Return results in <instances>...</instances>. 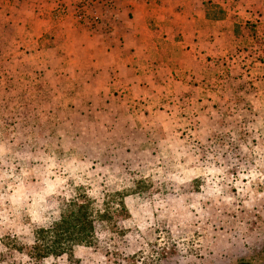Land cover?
Instances as JSON below:
<instances>
[{
	"label": "rangeland",
	"instance_id": "374dc122",
	"mask_svg": "<svg viewBox=\"0 0 264 264\" xmlns=\"http://www.w3.org/2000/svg\"><path fill=\"white\" fill-rule=\"evenodd\" d=\"M254 52L208 66L199 102L157 82L123 93L119 117L108 84L76 96L32 61L1 66L0 264H264V42ZM78 193L100 211L94 245L28 256Z\"/></svg>",
	"mask_w": 264,
	"mask_h": 264
},
{
	"label": "crops",
	"instance_id": "0c3cea01",
	"mask_svg": "<svg viewBox=\"0 0 264 264\" xmlns=\"http://www.w3.org/2000/svg\"><path fill=\"white\" fill-rule=\"evenodd\" d=\"M80 3L0 0V67L19 74L32 61L42 82L76 96L95 97L108 84L114 117L126 115L123 93L151 95L157 82L166 99L199 102L208 66L232 55L250 63L264 42V0H98L84 20Z\"/></svg>",
	"mask_w": 264,
	"mask_h": 264
},
{
	"label": "trees",
	"instance_id": "16d2710c",
	"mask_svg": "<svg viewBox=\"0 0 264 264\" xmlns=\"http://www.w3.org/2000/svg\"><path fill=\"white\" fill-rule=\"evenodd\" d=\"M110 0H108L109 2ZM84 0H81V4ZM80 15V14H79ZM103 203L106 207L100 217L108 219V195ZM126 211L124 199L119 202ZM100 211L95 202L85 194H77L75 201L65 205L59 218L38 229L34 241L28 249V256L36 260L72 254L77 246H93L96 241V221ZM127 216H128V212ZM25 248L21 247L19 251Z\"/></svg>",
	"mask_w": 264,
	"mask_h": 264
},
{
	"label": "built area",
	"instance_id": "2783aa9c",
	"mask_svg": "<svg viewBox=\"0 0 264 264\" xmlns=\"http://www.w3.org/2000/svg\"><path fill=\"white\" fill-rule=\"evenodd\" d=\"M98 0H84V2L79 6V11L81 20L86 19L87 17V9L95 6L97 4Z\"/></svg>",
	"mask_w": 264,
	"mask_h": 264
}]
</instances>
